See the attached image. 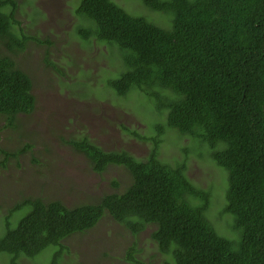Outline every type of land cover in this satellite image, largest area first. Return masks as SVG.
<instances>
[{
  "label": "trees",
  "instance_id": "1",
  "mask_svg": "<svg viewBox=\"0 0 264 264\" xmlns=\"http://www.w3.org/2000/svg\"><path fill=\"white\" fill-rule=\"evenodd\" d=\"M141 2L166 22L133 16L112 0H79L75 13L84 21L78 36L110 45L121 61L106 88L120 98L137 90L164 117L152 136L134 134L151 141L150 153L140 160L126 151H106L87 136L67 141L94 172L122 167L132 182L122 193L74 208L60 200L18 201L0 233V258L9 257L10 264L49 249V264H60L64 242L95 228L106 213L134 236L154 227L152 239L166 256L161 264H264V0ZM18 4L0 0V117L7 127L36 107L32 77L16 61L35 39L17 18ZM167 130L205 146L225 172L220 216H229L236 235H223L208 217L211 189L195 186L184 162L161 160ZM1 134L0 127L5 161L33 148L9 152ZM139 255L132 246L126 260L149 264Z\"/></svg>",
  "mask_w": 264,
  "mask_h": 264
},
{
  "label": "rangeland",
  "instance_id": "2",
  "mask_svg": "<svg viewBox=\"0 0 264 264\" xmlns=\"http://www.w3.org/2000/svg\"><path fill=\"white\" fill-rule=\"evenodd\" d=\"M17 1V18L35 39L17 54L16 61L32 77L36 107L31 114L20 115L10 127L5 117H0L1 146L9 152L26 145L33 148L6 161L0 154V163L6 162L0 165V233L5 217L23 198H41L46 203L60 200L74 208L96 203L107 194L122 193L132 182L122 167H110L102 174L94 172L86 157L73 151L67 141L87 136L106 151H126L141 160L149 155L152 143L134 134L150 137L154 126L165 122L139 91L120 98L106 88L105 80L115 77L121 61L112 56L110 45L78 36L76 28L84 25L75 13L79 0ZM112 1L133 16H145L162 25L166 22V16L150 10L141 0ZM160 158L172 165L184 162L190 181L211 189L208 217L223 235H236L229 216H220L226 174L212 161L206 147L167 130ZM20 214L13 217V224ZM153 232L151 226L134 236L106 213L95 228L64 242L67 249L60 264H131L126 254L132 246L146 263L161 264L166 256L159 252ZM52 251L18 262L49 264ZM0 264H10L9 257H1Z\"/></svg>",
  "mask_w": 264,
  "mask_h": 264
}]
</instances>
